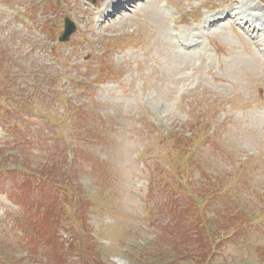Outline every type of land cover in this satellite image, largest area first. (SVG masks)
I'll return each mask as SVG.
<instances>
[{
	"label": "rangeland",
	"instance_id": "1",
	"mask_svg": "<svg viewBox=\"0 0 264 264\" xmlns=\"http://www.w3.org/2000/svg\"><path fill=\"white\" fill-rule=\"evenodd\" d=\"M44 1L0 0V112H8L0 124V264L54 263L74 236L82 252L72 262L135 264L140 244L161 231L147 230L153 215L166 224L171 201L199 229L194 243L206 247L205 264H264V0H169V11L183 16L175 24L185 26L175 42L164 0H135L100 24L90 16L103 18L110 0H58L61 18L45 20L58 34L65 17L76 26L61 43L62 68L52 65L60 46L35 33L45 7L35 21L23 19L28 4ZM204 23L217 56L211 45L209 56L182 51V41L203 36ZM254 34L262 50H253ZM51 158L67 161L69 177ZM42 178L55 184L43 201L57 197L65 220V244L52 240L53 253L18 216L22 182H32V203ZM213 182L221 192L207 190ZM22 230L31 242L16 237Z\"/></svg>",
	"mask_w": 264,
	"mask_h": 264
},
{
	"label": "trees",
	"instance_id": "2",
	"mask_svg": "<svg viewBox=\"0 0 264 264\" xmlns=\"http://www.w3.org/2000/svg\"><path fill=\"white\" fill-rule=\"evenodd\" d=\"M66 173V172H65ZM9 174V170H8ZM69 177V172L67 176ZM23 188H27V191H23L20 195L22 202L21 206L25 208L24 217L26 219V230L33 232L42 243L44 250H50L52 253L56 248V243H59L62 248L65 242L63 238L59 236V230L64 227L65 220L59 218L58 210H60L57 203V197L54 198L52 203H47L43 201L46 199L47 195L44 192H38L40 195L37 201H32L28 203L31 196L33 186L31 185L30 180H25L22 182ZM212 194L221 192V187L216 182H213L209 185L208 189ZM73 195V194H70ZM83 206L89 205L81 203ZM57 208V210H55ZM51 211V213H50ZM163 212V218L167 219L166 224H158L159 219H156L154 222L153 219L149 225L150 230L160 229L161 231L157 232V235H154V238L151 239L148 243L142 242L140 246L142 247L138 251V256L134 255L135 264H205L208 261L209 254L206 252V247H203L200 241L195 240L197 236L198 228L196 225L189 221V226L186 225L185 221H188V214L183 211L180 205L171 201L166 205ZM196 217V216H195ZM21 218V217H20ZM186 218V219H185ZM198 221L199 219L196 218ZM30 224V227L28 226ZM82 225L86 231L87 226L85 219H82ZM74 226L70 228L73 232ZM83 232V231H82ZM27 233V232H25ZM84 234V232H83ZM29 236V235H28ZM19 238V237H18ZM29 242H31V237L29 236ZM68 243V249L63 252L64 256L56 257L53 259L54 263L50 259H46L51 262V264H77L76 261L72 262V257L74 253L82 252V244L78 245L75 249V243L73 239ZM22 240V238H19ZM57 239V242L52 240ZM89 250V247H87ZM67 253V254H65ZM99 256V255H98ZM85 264V263H80Z\"/></svg>",
	"mask_w": 264,
	"mask_h": 264
},
{
	"label": "bare ground",
	"instance_id": "3",
	"mask_svg": "<svg viewBox=\"0 0 264 264\" xmlns=\"http://www.w3.org/2000/svg\"><path fill=\"white\" fill-rule=\"evenodd\" d=\"M129 1H131V0H121V2H120V4L117 6V7H115V5L114 6H111V3H109V5L107 6V8H106V11H105V13H104V15H103V18L104 17H108V16H110L111 15V13H113L114 11H116V10H118V9H120L121 7H123L124 6V4H126V3H128ZM96 14V16H95V14ZM94 13H92L91 14V16H90V18H91V20H92V22H94V23H99L100 22V20H99V18L98 17H101L102 16V14L100 13V14H98V11L96 10ZM98 15V16H97ZM167 17V16H166ZM220 20V19H219ZM90 23V21L89 20H84V25H86V26H88V24L87 23ZM263 23V22H262ZM209 25V24H208ZM171 30V29H170ZM171 38L173 39V41L175 42V34H174V32L171 30ZM259 33V32H258ZM179 36H181V35H178V41H180V37ZM250 39L253 41V43H252V46H254V47H256V48H259V49H261L262 50V48L259 46V43H258V41H260V36L259 35H255L254 34V36H251L250 37ZM189 44V43H188ZM183 45H184V42L182 41V43L180 44V49L182 50V51H185L184 49H183ZM195 50H197V51H201L202 50V48H200L199 46H197L196 48H192L191 50H189V51H185V52H194ZM260 50V51H261Z\"/></svg>",
	"mask_w": 264,
	"mask_h": 264
},
{
	"label": "water",
	"instance_id": "4",
	"mask_svg": "<svg viewBox=\"0 0 264 264\" xmlns=\"http://www.w3.org/2000/svg\"><path fill=\"white\" fill-rule=\"evenodd\" d=\"M68 26H69V23L67 22V24H66V32H65V35H64V40L66 39V36H68L71 32H72V29L70 28H68Z\"/></svg>",
	"mask_w": 264,
	"mask_h": 264
}]
</instances>
